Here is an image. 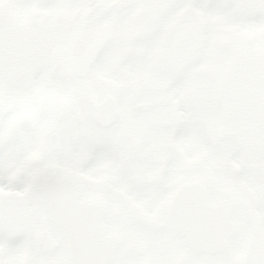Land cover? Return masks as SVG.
<instances>
[{
	"label": "snow or ice",
	"instance_id": "6c2138e0",
	"mask_svg": "<svg viewBox=\"0 0 264 264\" xmlns=\"http://www.w3.org/2000/svg\"><path fill=\"white\" fill-rule=\"evenodd\" d=\"M0 264H264V0H0Z\"/></svg>",
	"mask_w": 264,
	"mask_h": 264
}]
</instances>
